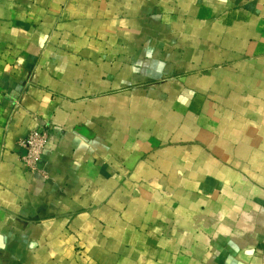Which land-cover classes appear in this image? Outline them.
<instances>
[{"label": "crops", "instance_id": "obj_1", "mask_svg": "<svg viewBox=\"0 0 264 264\" xmlns=\"http://www.w3.org/2000/svg\"><path fill=\"white\" fill-rule=\"evenodd\" d=\"M0 264H264V0H0Z\"/></svg>", "mask_w": 264, "mask_h": 264}, {"label": "built area", "instance_id": "obj_2", "mask_svg": "<svg viewBox=\"0 0 264 264\" xmlns=\"http://www.w3.org/2000/svg\"><path fill=\"white\" fill-rule=\"evenodd\" d=\"M50 130L49 126L35 128L20 140V144L25 148V152L22 155L25 168L30 172L39 173L43 176H46V172L40 162L43 150L51 134Z\"/></svg>", "mask_w": 264, "mask_h": 264}]
</instances>
